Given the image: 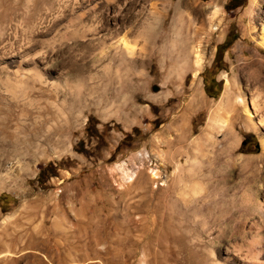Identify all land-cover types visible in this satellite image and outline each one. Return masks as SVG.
Masks as SVG:
<instances>
[{"label":"rangeland","instance_id":"374dc122","mask_svg":"<svg viewBox=\"0 0 264 264\" xmlns=\"http://www.w3.org/2000/svg\"><path fill=\"white\" fill-rule=\"evenodd\" d=\"M263 29L264 0H0V264H264ZM223 75L212 149L260 158L233 199L189 180Z\"/></svg>","mask_w":264,"mask_h":264},{"label":"bare ground","instance_id":"6f19581e","mask_svg":"<svg viewBox=\"0 0 264 264\" xmlns=\"http://www.w3.org/2000/svg\"><path fill=\"white\" fill-rule=\"evenodd\" d=\"M218 28L219 25H216L215 27L212 26L211 32H215L216 30H218ZM190 56L193 57L192 64L196 68L194 78L198 80V75L202 66L206 63V59H204L201 50L198 47H191V50L186 52L185 58H189ZM263 58L264 29L262 30V34L259 41H257V45L255 46L254 58L245 67L247 73L245 77L246 81L252 86H257V93L255 95L256 99L252 102V106L255 113H251L250 109H248V106L245 108L246 125L248 126V128L250 127L254 130V126H264V118L262 116L260 117L259 122L255 125L252 119L253 114L259 113V107H261L260 105H262L263 103L261 102V100L264 98V61L262 60ZM225 75H223V79L225 80V89L222 94V97L219 100L218 106L214 110L210 122L207 125L206 134L201 138H197L192 143L193 150L191 153L192 159L190 164V169L192 171L190 170L189 180L190 182H194L193 188H197L196 185H198L199 180L201 182L204 179L206 180V184L208 186L209 184H215V188L213 191L215 194H221L224 198L231 199L235 195L236 191H238V189L241 190L243 187H246L247 191H252V183H255V181L259 180L261 177L258 178L259 173H257L256 170V162L260 158H240L237 157L235 153L228 148H223L219 152H214L212 149L213 132L215 133V131H225L226 135H229L233 132L232 130L234 129L232 123L229 124L228 122L230 120H227L225 117L222 116L223 112H230L232 110L230 104L229 82ZM199 96L200 94L198 89V83H196L194 85V98H198ZM261 147L264 151V140H261ZM201 175L202 177H200ZM234 177L238 179H235ZM200 190L201 188H197L196 193ZM217 204L218 203L215 202L213 206H216ZM256 207L257 209H259L261 214L264 215V205L262 206L258 203ZM13 215L10 214L6 216L1 223L4 225V223L8 222L13 217ZM232 220H234V218ZM7 255L10 254L3 253L0 255V258L5 257Z\"/></svg>","mask_w":264,"mask_h":264},{"label":"trees","instance_id":"16d2710c","mask_svg":"<svg viewBox=\"0 0 264 264\" xmlns=\"http://www.w3.org/2000/svg\"><path fill=\"white\" fill-rule=\"evenodd\" d=\"M231 44V42H226L223 47H228ZM222 47V46H221Z\"/></svg>","mask_w":264,"mask_h":264}]
</instances>
